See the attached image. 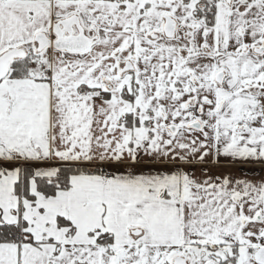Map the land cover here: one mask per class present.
<instances>
[{
	"label": "snow or ice",
	"instance_id": "snow-or-ice-1",
	"mask_svg": "<svg viewBox=\"0 0 264 264\" xmlns=\"http://www.w3.org/2000/svg\"><path fill=\"white\" fill-rule=\"evenodd\" d=\"M0 264H264V0H0Z\"/></svg>",
	"mask_w": 264,
	"mask_h": 264
}]
</instances>
